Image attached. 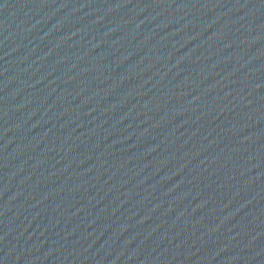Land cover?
<instances>
[{
  "label": "water",
  "instance_id": "obj_1",
  "mask_svg": "<svg viewBox=\"0 0 264 264\" xmlns=\"http://www.w3.org/2000/svg\"><path fill=\"white\" fill-rule=\"evenodd\" d=\"M0 264H264V0H0Z\"/></svg>",
  "mask_w": 264,
  "mask_h": 264
}]
</instances>
